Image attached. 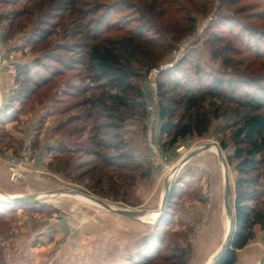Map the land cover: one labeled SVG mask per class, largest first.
<instances>
[{"label":"rangeland","instance_id":"1","mask_svg":"<svg viewBox=\"0 0 264 264\" xmlns=\"http://www.w3.org/2000/svg\"><path fill=\"white\" fill-rule=\"evenodd\" d=\"M144 2L0 0V70L15 73L9 103L34 121L18 152L0 151L8 172L7 159L21 155L27 138L33 142L28 174L0 179V264H210L227 239L230 247L237 180L245 175L234 157L241 96L202 97L200 111L209 117L202 135L174 141L163 125L195 113L187 103L195 95L185 88L197 69L224 80L225 91L234 80L264 95V0ZM141 26L151 37L167 29L171 48L135 52L124 83L89 66V48ZM173 69L181 87L161 89L159 79L169 80ZM162 104L171 107L165 118ZM261 173L250 203L264 213V164ZM16 196L29 200H5ZM253 230L235 264H264V224Z\"/></svg>","mask_w":264,"mask_h":264},{"label":"trees","instance_id":"2","mask_svg":"<svg viewBox=\"0 0 264 264\" xmlns=\"http://www.w3.org/2000/svg\"><path fill=\"white\" fill-rule=\"evenodd\" d=\"M74 2L75 0H71V4H74ZM156 2L157 0H154V3ZM148 3L149 0H145L144 5ZM144 10H141V14L143 18L147 20L149 13L147 10ZM160 16L164 17L166 14L162 12ZM180 20L181 19L176 22L177 24H175L172 30L174 35L178 33ZM189 20L191 21L189 25L191 28V26L194 25V19L190 18ZM142 26L141 29L140 27L139 29L127 27L123 35L117 40L106 42V45L101 48H89V66L104 78L110 77L114 81L124 83L128 79L127 69L130 68L134 62H137V60L134 59L135 52H146L147 56H151L153 48H159L160 50H168L171 48V43L168 42L167 38L163 37V33H165L167 29L161 26V28H158V32H161L162 35L151 37L146 34L148 30L142 31ZM158 32L155 33L158 34ZM98 38L99 35L95 37V39ZM173 38H175V36H173ZM218 39L220 40L221 38ZM151 58L154 60V57ZM188 60L189 64H193V59ZM173 70L176 72L174 75H170L168 77L169 80L166 82L163 81V79H159V86L161 89L166 84H170L174 87H181L177 82V79L180 77L179 73L177 69ZM160 76H162V73ZM193 80H197V82L193 83ZM203 81H210V85L206 87L201 85ZM224 84V80L220 78H213L211 80L209 77L202 75L200 69H197L188 87L185 88L186 92L195 95L187 99L188 108L195 109V113H193V115L190 116V120L185 123H173L169 120L165 121L163 132L172 135L174 141L194 133L202 135L208 130L209 117L205 111H200V99L206 95H211L223 99L235 100V94L241 96V98L237 99V102L240 103L245 112L242 114L239 126L234 134V138L239 144L235 149L234 157L241 159V170L245 175L237 180L238 193L235 200L236 228L229 240L230 247L224 250L223 254L216 262V264H235L237 260V249L245 247L254 237L253 227L255 223L264 224V213L258 212L255 206L250 203L251 201L257 202V186H259L261 182V170L264 164V95L260 93L258 95L254 93L251 94L247 86L240 81L229 80L227 82L226 91L223 90L222 87ZM162 97L164 98V94H162ZM170 109L171 107L169 105L162 104L161 114L164 118L166 117L165 115L169 113ZM253 174L256 175L253 176ZM244 187L245 189H243Z\"/></svg>","mask_w":264,"mask_h":264},{"label":"crops","instance_id":"3","mask_svg":"<svg viewBox=\"0 0 264 264\" xmlns=\"http://www.w3.org/2000/svg\"><path fill=\"white\" fill-rule=\"evenodd\" d=\"M14 80L15 73L12 72L11 68L0 70V151L3 150L11 154L19 151L18 144L23 133L34 122L33 117L31 119V113L24 111H21V113L19 109L20 113L16 114L12 106L13 103H9ZM6 173L9 176V172L5 170V165L2 163V157L0 156V179L2 177L6 178Z\"/></svg>","mask_w":264,"mask_h":264},{"label":"built area","instance_id":"4","mask_svg":"<svg viewBox=\"0 0 264 264\" xmlns=\"http://www.w3.org/2000/svg\"><path fill=\"white\" fill-rule=\"evenodd\" d=\"M162 68V67H161ZM160 69H155L156 73L160 72ZM33 142L31 138H27L24 142V147L20 156L10 157L7 159L9 177L12 181H19L29 172L30 163L34 161Z\"/></svg>","mask_w":264,"mask_h":264},{"label":"water","instance_id":"5","mask_svg":"<svg viewBox=\"0 0 264 264\" xmlns=\"http://www.w3.org/2000/svg\"><path fill=\"white\" fill-rule=\"evenodd\" d=\"M208 146H205L203 148L200 149L201 150H204V149H207ZM196 153L192 154V155H189L187 158H185L182 162L185 163L189 158H191L193 155H195ZM219 156L222 160V162H224L225 164V161L223 159V154L221 152V149H219ZM227 191H228V187H227ZM55 194H71L70 191L68 190H58V191H55L54 192ZM166 199H167V196L165 195L164 199H163V202H162V207H161V210L164 209V206H165V203H166ZM5 200H10V201H14V202H19V201H27L29 200V197L27 196H16V197H13V198H9V199H5ZM94 201L97 203V204H100V205H103L104 207H107V208H110V209H114V210H117L118 212H121V213H126V214H132L130 213L129 211H125L124 209H121V208H116L114 207L113 205L105 202V201H102V200H99V199H94ZM227 244H228V239L226 240L224 246H223V249L225 250L227 248ZM222 253H219L215 259L210 263V264H216V262L219 260L220 256H221Z\"/></svg>","mask_w":264,"mask_h":264},{"label":"bare ground","instance_id":"6","mask_svg":"<svg viewBox=\"0 0 264 264\" xmlns=\"http://www.w3.org/2000/svg\"><path fill=\"white\" fill-rule=\"evenodd\" d=\"M218 152H219V150H218Z\"/></svg>","mask_w":264,"mask_h":264}]
</instances>
